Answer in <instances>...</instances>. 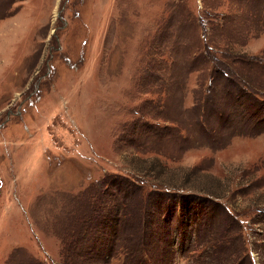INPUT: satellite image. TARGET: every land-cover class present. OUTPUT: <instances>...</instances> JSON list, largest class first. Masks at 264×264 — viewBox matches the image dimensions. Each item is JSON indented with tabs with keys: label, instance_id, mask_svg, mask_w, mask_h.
I'll list each match as a JSON object with an SVG mask.
<instances>
[{
	"label": "rangeland",
	"instance_id": "obj_1",
	"mask_svg": "<svg viewBox=\"0 0 264 264\" xmlns=\"http://www.w3.org/2000/svg\"><path fill=\"white\" fill-rule=\"evenodd\" d=\"M226 66L264 91V0H0V264H264Z\"/></svg>",
	"mask_w": 264,
	"mask_h": 264
},
{
	"label": "trees",
	"instance_id": "obj_2",
	"mask_svg": "<svg viewBox=\"0 0 264 264\" xmlns=\"http://www.w3.org/2000/svg\"><path fill=\"white\" fill-rule=\"evenodd\" d=\"M206 47L207 46L203 47V54L206 56L209 64L211 65L210 72H212V70L221 72L222 69L219 64H222V62L215 59L206 50ZM228 73H230V76ZM224 74H226V81L231 88L230 93L228 89L227 95L224 96L225 99H223L226 101V108H229L228 98L230 97L231 99V96L236 93L235 99H231L232 102L230 103V106L235 113L234 117L228 114V109L218 113L215 111V106L211 102H207L208 104L206 103L204 107H201L203 121L197 126L198 130L202 131V133L206 135L204 138L207 141L211 139V129L209 130V128L213 124H217V129L230 136L231 139L234 136H242L245 138L256 137V135L264 133V91L250 85L247 80L238 75L234 70H227V66ZM232 89L235 90L234 93L232 92ZM237 94L239 95L238 97ZM211 120L213 122H211ZM212 141L213 143H217L216 138L214 139L212 137ZM181 142L186 144L187 140L185 138H181ZM184 197L185 196L180 198ZM144 246L145 245L143 244L142 254L145 251ZM176 247H179V242ZM127 253L129 255V251ZM138 263H140V261H138ZM140 264L148 263L143 257Z\"/></svg>",
	"mask_w": 264,
	"mask_h": 264
}]
</instances>
